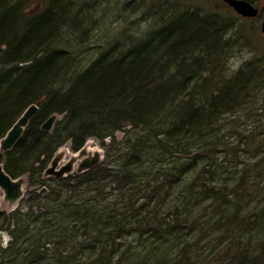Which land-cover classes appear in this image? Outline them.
Instances as JSON below:
<instances>
[{"label":"trees","instance_id":"1","mask_svg":"<svg viewBox=\"0 0 264 264\" xmlns=\"http://www.w3.org/2000/svg\"><path fill=\"white\" fill-rule=\"evenodd\" d=\"M22 1L0 0V143L29 106L39 103L40 109L15 147L0 151V164L13 179L27 176L31 187H46L49 193L43 198L37 189L30 192L26 212L0 211V264H150L144 255L139 263L140 254L129 250L117 259L129 236L155 245L150 254L159 264H190L198 253L188 240H200V220L177 216L164 225L157 212L178 180L155 178L148 192L142 188L145 171L154 163L177 175L181 167L178 177H185L202 158L186 150L206 148L217 118L251 104L243 96L264 85V72L246 64L223 77L226 30L211 16L193 13L167 15L146 37L101 47L82 64L73 51L78 44L59 43L60 31L79 25L68 10L71 1L51 0L27 15L18 11ZM53 115V129L44 131ZM122 130L125 147L114 155L109 172L97 166L79 176L44 178L61 147L70 144L79 152L91 137L115 143ZM183 154L188 158H178ZM199 183L202 187L191 186L199 189L200 199L204 192L207 197L216 193ZM109 189L119 202H109ZM194 196L187 197V215L198 205L191 210ZM4 232L12 237L6 248ZM258 250H244L233 264H264V251Z\"/></svg>","mask_w":264,"mask_h":264},{"label":"rangeland","instance_id":"2","mask_svg":"<svg viewBox=\"0 0 264 264\" xmlns=\"http://www.w3.org/2000/svg\"><path fill=\"white\" fill-rule=\"evenodd\" d=\"M50 1L23 0V5H20L21 8L18 11L27 15L40 7L49 6ZM70 1L71 5L67 9L77 16L75 22L79 25L77 28L73 26L72 29L65 30L67 32L65 34L64 31H60L62 43H59L63 45L65 41L73 40L74 44H78V48L73 51L77 60H82V64L94 59L101 47L109 46L114 42L128 44L129 41L146 37L149 32L157 30L162 25V19H166L167 15L170 17L176 14L193 13L200 17L211 16L226 30L225 40L229 43H226L228 46L224 53L226 55L223 57V68L226 70V73L222 74L223 77L229 79L246 67V64L264 72V35L260 30L264 19V0H252L261 9V14L256 19L250 20L239 17L223 0ZM57 3L60 5L62 2L55 4ZM56 5L53 8L57 7ZM80 49L81 51L78 52ZM212 80L218 81L216 78ZM255 90L243 96V100H249L251 104L247 103L241 109L238 107L235 113L224 114L217 118V125L208 131L206 148L201 146L202 148L199 147L197 150L190 147L191 149L186 150L200 152L202 158L198 165L186 171L185 177H180L181 179L178 177V174H181L179 171L181 167L178 169L176 167L177 175L169 172V167H158L154 163H151V167L149 166L148 171H145L149 172V175L142 188L145 191L148 189V192L153 190L150 187L153 186L155 178L160 181H164L165 178L172 179L174 182L178 180L179 184L176 183L174 188H171L170 195L165 198V207L157 212L159 218H165L164 225L168 226L177 220V216H186L187 220L192 221L198 217L200 220L197 221L202 234L200 240L195 236L189 237L188 240L189 249L194 248L198 253L194 259V254L192 255L190 264H215L216 259L220 260L221 264H228V262L233 264L237 258L244 256V250L264 251V85H258ZM115 139L116 142L113 143V140L109 138L102 142L91 137L79 152L72 151L70 144H66L56 152L47 167L44 178L79 176L97 166H103L100 168V170L103 169L102 173L109 172L112 169L114 155L120 154L125 147V131H117ZM215 143H217L216 146ZM178 158H184V154ZM133 175L132 173L131 176ZM19 179L24 182L22 199L14 203L7 202L5 193L0 188V211L8 214L20 208L24 212L27 211L29 193L35 192L37 188L29 185L27 176ZM203 181L206 182L208 190L214 187L216 193L212 197H207L210 196L209 192L207 195L204 192L202 194L204 197L200 199L199 189L191 186L195 183L194 186L202 187L199 182L203 183ZM166 190L168 191L165 187L163 192ZM36 192L43 198L49 193L46 187L37 189ZM108 193L110 194L109 202L120 201L113 196L117 192L109 189ZM192 193L195 196L192 197L193 200L191 199V210L198 205L195 211L190 210L192 214L187 215L189 210L187 212L186 200ZM151 207L153 208V205ZM187 232L188 230L185 229L182 234ZM128 233L127 231L126 234ZM11 240V235L4 232L3 247H8ZM144 240L131 236L125 238L122 244L124 246L118 248L120 253L117 259L129 250V254L134 255L137 252L140 254L137 258L134 256L139 263L143 261L140 258L144 255L148 263L159 264L155 255L150 254L155 249V245L144 246ZM234 240L235 243H233ZM116 250L112 251V257ZM142 251L143 254H141ZM179 251L180 248H177L176 253ZM172 258L177 259L175 255Z\"/></svg>","mask_w":264,"mask_h":264},{"label":"water","instance_id":"3","mask_svg":"<svg viewBox=\"0 0 264 264\" xmlns=\"http://www.w3.org/2000/svg\"><path fill=\"white\" fill-rule=\"evenodd\" d=\"M229 6L234 8L236 13L242 18L256 19L260 15V11L255 5L246 0H224ZM261 32L264 34V19L261 24ZM39 112V104L29 106L26 111L21 115L13 127L9 130L6 137L0 144V150L4 153L11 151L18 141L22 138L26 128L31 120ZM56 115L51 116L42 126L44 131H51L54 127ZM24 182L22 179H13L9 176L3 165L0 164V188L5 193L7 202L14 203L23 197Z\"/></svg>","mask_w":264,"mask_h":264},{"label":"flooded vegetation","instance_id":"4","mask_svg":"<svg viewBox=\"0 0 264 264\" xmlns=\"http://www.w3.org/2000/svg\"><path fill=\"white\" fill-rule=\"evenodd\" d=\"M247 1H251L252 3H254V5L257 7L256 3L252 0H247ZM259 10H261L259 7H257ZM231 10H233L232 8H230Z\"/></svg>","mask_w":264,"mask_h":264},{"label":"bare ground","instance_id":"5","mask_svg":"<svg viewBox=\"0 0 264 264\" xmlns=\"http://www.w3.org/2000/svg\"><path fill=\"white\" fill-rule=\"evenodd\" d=\"M4 139V138H3ZM2 142V141H1Z\"/></svg>","mask_w":264,"mask_h":264}]
</instances>
